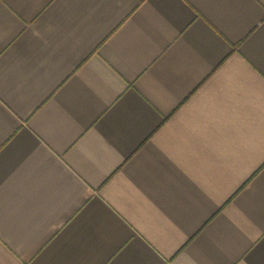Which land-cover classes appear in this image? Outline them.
Masks as SVG:
<instances>
[{
	"label": "crops",
	"instance_id": "crops-1",
	"mask_svg": "<svg viewBox=\"0 0 264 264\" xmlns=\"http://www.w3.org/2000/svg\"><path fill=\"white\" fill-rule=\"evenodd\" d=\"M0 264H264V0H0Z\"/></svg>",
	"mask_w": 264,
	"mask_h": 264
}]
</instances>
